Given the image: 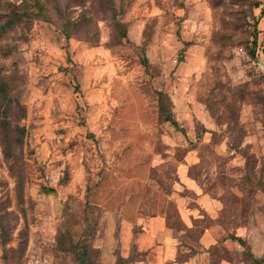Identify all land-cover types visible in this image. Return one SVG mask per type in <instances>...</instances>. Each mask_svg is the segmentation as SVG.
I'll list each match as a JSON object with an SVG mask.
<instances>
[{"label": "rangeland", "instance_id": "rangeland-1", "mask_svg": "<svg viewBox=\"0 0 264 264\" xmlns=\"http://www.w3.org/2000/svg\"><path fill=\"white\" fill-rule=\"evenodd\" d=\"M263 1L0 0V264L264 259Z\"/></svg>", "mask_w": 264, "mask_h": 264}, {"label": "built area", "instance_id": "built-area-1", "mask_svg": "<svg viewBox=\"0 0 264 264\" xmlns=\"http://www.w3.org/2000/svg\"><path fill=\"white\" fill-rule=\"evenodd\" d=\"M262 12H263V18H264V3L262 4ZM256 35H257V51L261 52V53H264V41L262 43V47H260L259 44H258V30H257Z\"/></svg>", "mask_w": 264, "mask_h": 264}, {"label": "trees", "instance_id": "trees-1", "mask_svg": "<svg viewBox=\"0 0 264 264\" xmlns=\"http://www.w3.org/2000/svg\"><path fill=\"white\" fill-rule=\"evenodd\" d=\"M255 36H256V38L253 40V42L255 43V49L257 50V35L255 34ZM166 119L172 121V123H174V124L176 123V120L174 118H172L171 116H166ZM238 239L240 241L242 240V238H240V237Z\"/></svg>", "mask_w": 264, "mask_h": 264}, {"label": "crops", "instance_id": "crops-1", "mask_svg": "<svg viewBox=\"0 0 264 264\" xmlns=\"http://www.w3.org/2000/svg\"><path fill=\"white\" fill-rule=\"evenodd\" d=\"M261 10H262V6H261ZM251 253H252V257H253L254 253L253 252H251ZM252 259H253L254 263H256V264H264V259H262V258H257L254 256Z\"/></svg>", "mask_w": 264, "mask_h": 264}]
</instances>
